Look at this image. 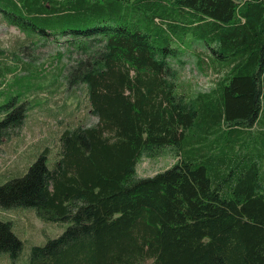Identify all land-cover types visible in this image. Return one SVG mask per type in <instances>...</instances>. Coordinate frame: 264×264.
<instances>
[{
    "label": "trees",
    "instance_id": "16d2710c",
    "mask_svg": "<svg viewBox=\"0 0 264 264\" xmlns=\"http://www.w3.org/2000/svg\"><path fill=\"white\" fill-rule=\"evenodd\" d=\"M124 1L0 0L32 43L72 37L79 54L57 73L95 119L62 127L50 166L44 146L24 174L0 178V208L69 222L30 246L28 264H264V0ZM186 35L219 73L207 91L178 80ZM22 63L16 74L0 60V144L31 92L57 81ZM166 150L173 164L137 174ZM15 234L0 219L11 259Z\"/></svg>",
    "mask_w": 264,
    "mask_h": 264
},
{
    "label": "rangeland",
    "instance_id": "374dc122",
    "mask_svg": "<svg viewBox=\"0 0 264 264\" xmlns=\"http://www.w3.org/2000/svg\"><path fill=\"white\" fill-rule=\"evenodd\" d=\"M132 2L133 0H127L125 4L131 5ZM131 16L126 15L125 20L129 21ZM71 39L72 37L65 35H49L46 41L38 40L37 43H32L22 30L4 23L0 16V52L3 55H0V60L14 62L17 68L13 72L16 74H23L27 69L22 61H29L40 69L37 72L44 78L43 84H48L53 73L58 75L57 72L64 63H72V56H78L76 47L72 44L69 46L68 41ZM170 43L176 44L173 40ZM180 45L181 52L178 55L181 63L176 61L174 64L179 71L178 80L191 91H207L219 74L212 66L208 49L201 41L191 39L188 35L182 39ZM59 53L62 55L59 56ZM11 76L13 75H7L6 79L10 80ZM82 93L79 85L67 87L60 74L57 81L48 84L47 88H38L31 92L28 97L33 98L32 105L27 107L25 119L0 144V178H5L10 172V177L24 174L28 164L34 161L44 146H48L50 150L47 156L50 166L51 158L58 149L57 138L62 127L75 122H94L95 119L86 108V98ZM174 161L175 156L166 150L158 157L143 156L135 165V169L138 175L150 176ZM0 219L9 220L14 234L16 233L22 241L18 256L13 259L8 251H0V264H28L30 246L41 245L47 239L53 238L69 223L46 221L36 214L32 206L0 208Z\"/></svg>",
    "mask_w": 264,
    "mask_h": 264
}]
</instances>
